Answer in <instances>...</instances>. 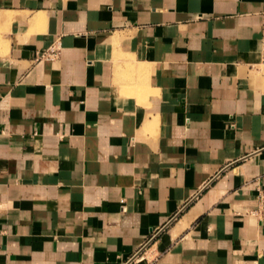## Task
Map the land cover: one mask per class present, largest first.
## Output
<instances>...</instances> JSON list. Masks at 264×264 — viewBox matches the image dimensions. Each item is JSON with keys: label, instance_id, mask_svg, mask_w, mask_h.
Masks as SVG:
<instances>
[{"label": "crops", "instance_id": "obj_1", "mask_svg": "<svg viewBox=\"0 0 264 264\" xmlns=\"http://www.w3.org/2000/svg\"><path fill=\"white\" fill-rule=\"evenodd\" d=\"M263 11L0 0V264H264Z\"/></svg>", "mask_w": 264, "mask_h": 264}, {"label": "built area", "instance_id": "obj_2", "mask_svg": "<svg viewBox=\"0 0 264 264\" xmlns=\"http://www.w3.org/2000/svg\"><path fill=\"white\" fill-rule=\"evenodd\" d=\"M261 58L264 63V11L262 12V32H261ZM60 48L58 46H53L49 50L42 53V58H56L59 55Z\"/></svg>", "mask_w": 264, "mask_h": 264}, {"label": "bare ground", "instance_id": "obj_3", "mask_svg": "<svg viewBox=\"0 0 264 264\" xmlns=\"http://www.w3.org/2000/svg\"><path fill=\"white\" fill-rule=\"evenodd\" d=\"M257 73H258V74H264V68H261V67H260V68L257 70ZM185 225H186V224H185V221L182 219L181 222L179 223V229L184 228Z\"/></svg>", "mask_w": 264, "mask_h": 264}, {"label": "rangeland", "instance_id": "obj_4", "mask_svg": "<svg viewBox=\"0 0 264 264\" xmlns=\"http://www.w3.org/2000/svg\"><path fill=\"white\" fill-rule=\"evenodd\" d=\"M264 68V63L262 62V64H260V65H258V66H256L255 67V69L253 70V73H255L256 75H258V76H261L262 74H258L257 73V70L259 69V68Z\"/></svg>", "mask_w": 264, "mask_h": 264}]
</instances>
